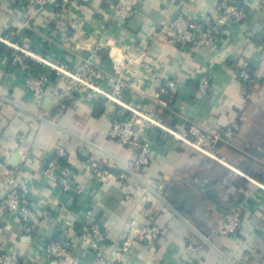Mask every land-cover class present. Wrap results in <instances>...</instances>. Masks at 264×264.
Here are the masks:
<instances>
[{
	"label": "crops",
	"instance_id": "crops-1",
	"mask_svg": "<svg viewBox=\"0 0 264 264\" xmlns=\"http://www.w3.org/2000/svg\"><path fill=\"white\" fill-rule=\"evenodd\" d=\"M116 1L64 8L59 18L68 31L58 38L53 12L0 0V37L69 69L90 60L109 94L152 112L170 130L191 123L208 136L232 124L236 129L210 144L215 158H209L146 125L149 164L140 179L121 180L134 155L108 131L125 109L94 93L65 92V78L35 60L12 65L14 50L0 44V199L9 178L34 216L29 225L8 218L0 227V252L17 253L20 264H47L44 245L56 239L79 264H264V188L258 187H264V0H240L245 22L229 24L213 43L184 49L164 38L162 26L177 16L208 23L220 0H134L127 20L115 16ZM117 58L124 59L118 74ZM242 63L250 75L247 95L238 76ZM43 74L36 96L26 79ZM203 76L210 86L200 95ZM59 148L66 157L56 159L57 170L79 194L64 191L57 171L45 173ZM235 207L242 213L238 232L213 234ZM87 212L105 232L101 258L79 234ZM152 225L160 230L156 240L135 239L128 252L121 250L124 238Z\"/></svg>",
	"mask_w": 264,
	"mask_h": 264
},
{
	"label": "built area",
	"instance_id": "built-area-1",
	"mask_svg": "<svg viewBox=\"0 0 264 264\" xmlns=\"http://www.w3.org/2000/svg\"><path fill=\"white\" fill-rule=\"evenodd\" d=\"M18 5L26 7L31 10L35 9H47L55 14L54 27L57 30L58 38H64L68 31L66 22L59 18V13L68 6H80L90 3L91 0H17ZM134 0H117L114 4L115 16L127 20L132 16L134 10ZM247 12L240 7V5L234 0H223L217 5L214 17L208 23L203 25H197L189 19L181 16H177L172 21H169L166 25H163L160 29L164 38L171 44L177 46L180 49H184L189 45L198 44H210L213 43L219 36H221L225 28L230 25H238L246 21ZM199 30V31H198ZM201 32V33H200ZM52 37V35H51ZM53 40L56 41V35H53ZM0 44H3L14 50V55L11 59V64L16 66H24L27 60H35L36 62L49 67L58 75L65 78V92H78L82 95L94 93L96 95L103 96L109 101L114 102L118 106L125 109V114L115 119L108 131V136L115 143L125 147L131 151L134 155L133 161L127 168L128 171H122L119 175L121 180H126L131 176L136 179H140L143 170L149 164L150 152L152 147L151 135L145 130L146 125L156 127L169 135L174 139L188 145L195 152L205 155L209 158H215L211 153L209 146L211 143H215L217 140L229 138L236 129V125L232 124L228 126L222 135L214 134L208 136L206 132L202 130L198 125L191 123L187 130L178 132L173 131L165 127L159 122L152 112L140 111L129 104L123 103L119 99L109 94L101 85L99 80L101 79V73L98 66L88 59L84 60V63L76 69H69L64 65H58L52 63L48 59H45L39 53H35L26 48L19 46L18 44L0 37ZM124 59L117 58L114 61V72L118 74L123 65ZM240 63V62H239ZM246 63L240 64L241 70L238 72V76L242 80L241 92L243 95H247L248 83L250 82V75L245 69ZM47 80L46 75H40L37 77H29L26 79V85L30 92L38 96L42 93L43 85ZM169 87H173L172 82H168ZM210 81L207 77L200 78L197 92L200 95H205L209 89ZM66 152L59 148L55 152L54 157L48 159L46 162L45 173L54 170L57 171L56 178L64 191L81 193V189L77 186H73L70 183L68 174L59 172L58 165L56 163L57 158H65ZM2 164L0 163V167ZM8 172H6V175ZM6 190L3 197L0 199V227H3L8 218L16 217L25 224H30L33 221V213L30 208L28 199L24 194L17 190L15 184L9 178L6 179ZM258 187L264 188L258 184ZM125 198L129 199L131 193L126 191L124 193ZM241 208L235 207L230 210L222 220L215 223L212 229V233L221 236H233L240 229L241 223ZM80 236L84 238L86 244L97 258L102 257V253L99 251V247L105 241V232L102 230L99 222L92 215L91 212H87L82 221V228L80 230ZM160 234V230L156 226H146L141 230L136 231L132 236L124 238L122 241L121 250L128 252L135 239L145 240L152 242L157 239ZM44 250L47 255V264H79V261L73 257H70L66 246L59 240H50L44 245ZM0 264H20V258L17 253H5L0 252ZM179 264H186L181 262Z\"/></svg>",
	"mask_w": 264,
	"mask_h": 264
},
{
	"label": "trees",
	"instance_id": "trees-1",
	"mask_svg": "<svg viewBox=\"0 0 264 264\" xmlns=\"http://www.w3.org/2000/svg\"><path fill=\"white\" fill-rule=\"evenodd\" d=\"M223 0H220V3L222 2ZM235 2H237L239 5H240V7H242L245 11H246V8L243 6V4H242V2L240 1V0H234ZM219 3V4H220ZM28 63H30L29 61H28ZM31 64V63H30ZM32 65H33V63H32ZM53 157H54V155H53ZM58 163H64V161L62 160V159H58Z\"/></svg>",
	"mask_w": 264,
	"mask_h": 264
},
{
	"label": "water",
	"instance_id": "water-1",
	"mask_svg": "<svg viewBox=\"0 0 264 264\" xmlns=\"http://www.w3.org/2000/svg\"><path fill=\"white\" fill-rule=\"evenodd\" d=\"M49 101H50V100L48 99L46 105H48Z\"/></svg>",
	"mask_w": 264,
	"mask_h": 264
}]
</instances>
